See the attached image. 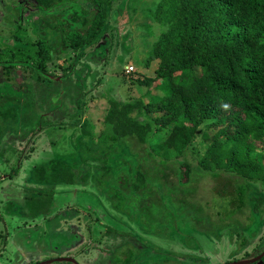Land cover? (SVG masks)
Masks as SVG:
<instances>
[{
  "label": "rangeland",
  "instance_id": "rangeland-1",
  "mask_svg": "<svg viewBox=\"0 0 264 264\" xmlns=\"http://www.w3.org/2000/svg\"><path fill=\"white\" fill-rule=\"evenodd\" d=\"M37 3L0 0V49L13 50L19 58L8 73L5 62H0V111L5 99V105L17 113L16 129H7L3 139L6 128L2 129L0 116V252L7 245L4 257L15 258L17 237L27 241L29 249L38 243L43 247L40 261L64 254V250L56 253L58 247L86 260L84 264L94 260L112 264L115 256L125 257L129 248L137 254L130 264H225L259 256L264 251V205L254 221L248 219L251 210H247L241 215L242 225L223 228L214 215L229 208L227 200H212L213 207L205 208L217 182L202 175L199 161L207 155L218 128L207 122L189 146L186 156L192 160L194 174L188 182L180 179L183 157L163 146L170 129L155 126L141 157L127 145L107 147L99 139L111 101L149 103L163 95L162 84L149 89L137 83L154 77L158 65H145L167 29L149 17L158 0H111L102 40L77 52L58 46L60 53L53 58L61 66L49 63L40 76L26 67L27 61L37 60L39 41L57 48L60 32L52 28L56 16L73 28L80 26L86 2L67 0L51 10H41ZM0 57L8 58L2 52ZM144 111L140 119L152 122L155 117ZM85 125L92 137L83 144ZM256 146L253 156L264 172V145L257 142ZM53 161L69 165L76 183L36 182L34 170ZM137 171L145 176L146 186L136 179ZM228 175L222 173L223 178ZM253 182L254 196L264 198V175ZM115 196L123 201L121 209L114 206ZM40 201L45 203L42 209Z\"/></svg>",
  "mask_w": 264,
  "mask_h": 264
},
{
  "label": "trees",
  "instance_id": "trees-1",
  "mask_svg": "<svg viewBox=\"0 0 264 264\" xmlns=\"http://www.w3.org/2000/svg\"><path fill=\"white\" fill-rule=\"evenodd\" d=\"M36 1L41 10H51L67 0ZM110 1L85 0L81 24L74 28L69 21L56 16L52 28L60 32L57 48L47 46L45 40L39 41L38 58L27 61L26 67L40 76L47 72L49 63L59 61L53 58L60 53L58 46L67 52H77L99 43L109 19ZM149 17L167 29L146 57L148 68L158 62L154 77L137 79V83L149 89L162 84L163 95L149 103L111 101L99 139L107 147L127 145L139 157L155 134V126L170 129L163 146L183 157L179 168L185 170L180 179L188 182L194 169L186 154L198 130L209 122V127L219 130L199 163L204 169L202 175H209L217 183L210 191L211 200L205 208L211 209L212 200H227L229 208L217 210L214 215L218 216L221 228L242 225L241 215L249 213L247 210H251L248 219L254 221L255 214L264 205L263 197L254 196L257 190L253 182L264 175L253 156L256 143L264 145V0H158L156 8L149 10ZM147 28L152 33V26ZM1 52L8 56L6 61L0 57L8 73L19 58L13 50L0 49ZM5 103L2 99L0 116L2 129L6 128L2 139L8 130L16 129V110ZM143 110L155 117L152 122L140 119ZM83 131L84 144L92 133L86 125ZM139 161L142 162L140 158ZM34 172L38 183H76V173L61 161L38 167ZM222 173L229 175L223 178ZM136 179L146 186L142 172L137 171ZM112 200L115 208L121 209L123 201L117 196ZM38 207L44 208L45 203L40 201ZM136 255L129 248L125 257H118L116 262L130 264Z\"/></svg>",
  "mask_w": 264,
  "mask_h": 264
},
{
  "label": "crops",
  "instance_id": "crops-1",
  "mask_svg": "<svg viewBox=\"0 0 264 264\" xmlns=\"http://www.w3.org/2000/svg\"><path fill=\"white\" fill-rule=\"evenodd\" d=\"M47 212H48V210L45 213H47ZM31 218L35 219V218H33V216H31ZM43 234H46V233L43 232ZM7 235L9 238L10 237L9 234H7ZM13 243L17 246V252H15V255H13V256L11 255V256L15 257V258H13V261L12 260L9 261L7 259V257L6 258L4 257V252L7 249V245H6L5 249H2V251L0 252V264H26V263L28 264L31 261L34 262L33 264H35V263L39 262L40 260H42L41 256L43 255V253H41V252H43V247L40 248L39 243L34 244V245L32 244L33 246L31 249L26 247L28 244L27 241H25V240L20 241L18 239V237H17V239H13ZM70 245H72V244H70ZM75 249H78V248H75ZM59 250H64V254H60ZM66 251H67V249H65L64 247H61V248L58 247L56 250V253H59L60 255H58V256L56 255L54 258L66 256ZM32 259L38 260V261H34Z\"/></svg>",
  "mask_w": 264,
  "mask_h": 264
},
{
  "label": "water",
  "instance_id": "water-1",
  "mask_svg": "<svg viewBox=\"0 0 264 264\" xmlns=\"http://www.w3.org/2000/svg\"><path fill=\"white\" fill-rule=\"evenodd\" d=\"M262 257H264V251L259 256L255 257V258L232 261V262H228L225 264H254L257 262H258V264H260ZM70 262H74V261H72V259L66 258V257H56V258H52V259L50 258L48 260L39 261L35 264H55V263L63 264V263H70Z\"/></svg>",
  "mask_w": 264,
  "mask_h": 264
},
{
  "label": "flooded vegetation",
  "instance_id": "flooded-vegetation-1",
  "mask_svg": "<svg viewBox=\"0 0 264 264\" xmlns=\"http://www.w3.org/2000/svg\"><path fill=\"white\" fill-rule=\"evenodd\" d=\"M83 252H84V251H82L81 253H83ZM258 255H259V254H258ZM62 257L70 258V259H72V261H74V262L63 263V264H84V263H86V260H84V261H82L83 259H82V260H78V259H76L75 257H72L70 254H66V256H62ZM53 258H54V257H53ZM117 258H118V256H115V259L112 260L111 263H112V264H123V263H117V262H116V259H117ZM55 264H59V263H55ZM90 264H100V262L94 260V261H93L92 263H90ZM254 264H258V262H257V263H254ZM260 264H264V257H262Z\"/></svg>",
  "mask_w": 264,
  "mask_h": 264
}]
</instances>
